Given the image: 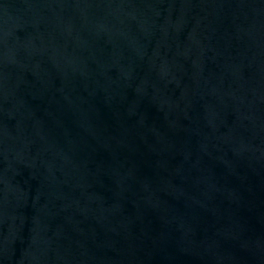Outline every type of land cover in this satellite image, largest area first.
<instances>
[{
  "label": "water",
  "instance_id": "obj_1",
  "mask_svg": "<svg viewBox=\"0 0 264 264\" xmlns=\"http://www.w3.org/2000/svg\"><path fill=\"white\" fill-rule=\"evenodd\" d=\"M0 264H264V0H0Z\"/></svg>",
  "mask_w": 264,
  "mask_h": 264
}]
</instances>
